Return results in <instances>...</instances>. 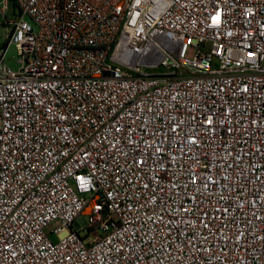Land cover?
<instances>
[{
	"label": "built area",
	"instance_id": "built-area-1",
	"mask_svg": "<svg viewBox=\"0 0 264 264\" xmlns=\"http://www.w3.org/2000/svg\"><path fill=\"white\" fill-rule=\"evenodd\" d=\"M0 28V264H264V0H0Z\"/></svg>",
	"mask_w": 264,
	"mask_h": 264
},
{
	"label": "rangeland",
	"instance_id": "rangeland-1",
	"mask_svg": "<svg viewBox=\"0 0 264 264\" xmlns=\"http://www.w3.org/2000/svg\"><path fill=\"white\" fill-rule=\"evenodd\" d=\"M5 37H6L5 30L0 28V41H5ZM7 62L11 67H13L16 70L20 68L21 62H20L19 52L14 45H12L7 51ZM51 228H53V225L49 226L47 229L50 230ZM98 234H100V231L97 229L93 231L92 236H96ZM51 238L54 241L58 240L57 236L54 234L51 235Z\"/></svg>",
	"mask_w": 264,
	"mask_h": 264
}]
</instances>
